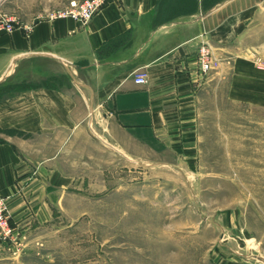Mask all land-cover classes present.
Segmentation results:
<instances>
[{
    "label": "crops",
    "instance_id": "0c3cea01",
    "mask_svg": "<svg viewBox=\"0 0 264 264\" xmlns=\"http://www.w3.org/2000/svg\"><path fill=\"white\" fill-rule=\"evenodd\" d=\"M71 1L0 0L15 27L0 28V197L23 234L49 228L79 192L107 188L94 152L195 154L200 90L225 83L232 100L264 101L261 73L237 54L264 0H108L86 25L49 19ZM204 41L220 67L205 76Z\"/></svg>",
    "mask_w": 264,
    "mask_h": 264
},
{
    "label": "rangeland",
    "instance_id": "374dc122",
    "mask_svg": "<svg viewBox=\"0 0 264 264\" xmlns=\"http://www.w3.org/2000/svg\"><path fill=\"white\" fill-rule=\"evenodd\" d=\"M262 7L237 54L264 82ZM198 97L195 154L94 152V179L107 188L79 192L49 228L0 245V264H264V101L232 100L225 83Z\"/></svg>",
    "mask_w": 264,
    "mask_h": 264
},
{
    "label": "built area",
    "instance_id": "2783aa9c",
    "mask_svg": "<svg viewBox=\"0 0 264 264\" xmlns=\"http://www.w3.org/2000/svg\"><path fill=\"white\" fill-rule=\"evenodd\" d=\"M108 0H73L68 6L53 11L50 20L70 18L82 25H86L92 17L105 6ZM0 28L10 32L14 27V20L8 16L0 18ZM213 50L207 42H202L198 51L200 72L203 76L214 70L216 62ZM258 67L264 69V60L258 61ZM134 81L138 85L148 83V74L144 71L135 73ZM19 235V231L11 225L5 199L0 197V245L12 244Z\"/></svg>",
    "mask_w": 264,
    "mask_h": 264
},
{
    "label": "trees",
    "instance_id": "16d2710c",
    "mask_svg": "<svg viewBox=\"0 0 264 264\" xmlns=\"http://www.w3.org/2000/svg\"><path fill=\"white\" fill-rule=\"evenodd\" d=\"M1 95H2V91L0 90V97H1Z\"/></svg>",
    "mask_w": 264,
    "mask_h": 264
}]
</instances>
